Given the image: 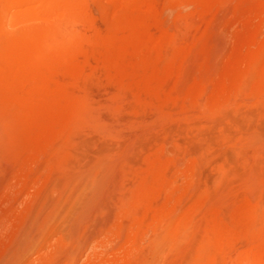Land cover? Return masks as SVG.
I'll use <instances>...</instances> for the list:
<instances>
[{
	"label": "rangeland",
	"instance_id": "1",
	"mask_svg": "<svg viewBox=\"0 0 264 264\" xmlns=\"http://www.w3.org/2000/svg\"><path fill=\"white\" fill-rule=\"evenodd\" d=\"M242 262L264 0H0V264Z\"/></svg>",
	"mask_w": 264,
	"mask_h": 264
},
{
	"label": "bare ground",
	"instance_id": "2",
	"mask_svg": "<svg viewBox=\"0 0 264 264\" xmlns=\"http://www.w3.org/2000/svg\"><path fill=\"white\" fill-rule=\"evenodd\" d=\"M7 8V7H6ZM241 264H249L248 262H242Z\"/></svg>",
	"mask_w": 264,
	"mask_h": 264
}]
</instances>
